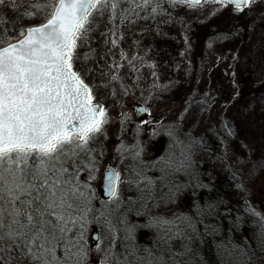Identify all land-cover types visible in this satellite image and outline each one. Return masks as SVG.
<instances>
[{"label": "rangeland", "instance_id": "rangeland-1", "mask_svg": "<svg viewBox=\"0 0 264 264\" xmlns=\"http://www.w3.org/2000/svg\"><path fill=\"white\" fill-rule=\"evenodd\" d=\"M41 2L5 0L6 10L1 4L0 21L15 24L16 32L10 35L44 21L45 13L32 7ZM159 3L163 11L136 9L128 13L129 21H117L115 28L107 15L98 18L81 47L78 67L88 75L108 122L92 144L97 161L93 178L84 169L79 178L91 187L94 216L103 214L108 220L110 212L115 214L110 224L90 215L82 232L78 226L72 232L89 246L87 264L101 262V257L106 264H132L129 251L146 244L152 229L163 223L149 227L150 221L172 222L190 211L191 196L211 177L228 180L223 189L232 198L246 197L250 208L260 213L256 216H264V0L243 12L213 0L192 7L170 6L171 0ZM193 51L201 61L198 77L191 70ZM174 84L175 89L164 92ZM133 106H145L148 116L139 119ZM138 127L145 145L142 159L148 165L140 176L134 171L138 161L132 151ZM153 129L163 135L157 136L159 142L149 139ZM122 145L128 149L123 155L117 151ZM172 160L171 171L166 165ZM109 164L120 175L119 196L106 201L101 179ZM175 184L180 193L173 198L170 188ZM125 220L137 225L132 239L125 238ZM105 228L102 241L92 246L91 232L100 235ZM180 244L175 251H180ZM262 256H250L247 264H264Z\"/></svg>", "mask_w": 264, "mask_h": 264}, {"label": "snow or ice", "instance_id": "snow-or-ice-1", "mask_svg": "<svg viewBox=\"0 0 264 264\" xmlns=\"http://www.w3.org/2000/svg\"><path fill=\"white\" fill-rule=\"evenodd\" d=\"M201 2L171 0L170 6ZM213 2L234 4L243 12L257 0ZM32 7L45 13L42 23L22 27L15 35L6 26L0 32V264H87L81 235L72 236L77 226L82 232L89 216H94L91 187L81 183L79 173L84 169L93 178L97 161L92 144L102 134L108 114L87 82L88 75L78 67L81 47L98 18L107 15L115 28L117 21H129L128 13L136 9L151 8L152 13L163 9L159 0H42ZM12 31L16 32L15 24ZM166 131L172 137V131ZM142 134L138 127L132 146L137 176L148 168L142 159ZM156 135L153 129L149 139ZM117 151L123 155L128 149L122 145ZM108 179V191L118 198L119 173ZM170 192L173 198L178 196L180 185ZM247 210L260 216L254 208ZM260 218L264 221V216ZM94 219L110 224L103 214ZM160 222L170 223L154 218L147 226ZM123 223L125 238L132 239L137 225Z\"/></svg>", "mask_w": 264, "mask_h": 264}, {"label": "trees", "instance_id": "trees-1", "mask_svg": "<svg viewBox=\"0 0 264 264\" xmlns=\"http://www.w3.org/2000/svg\"><path fill=\"white\" fill-rule=\"evenodd\" d=\"M5 26L10 34L13 24L5 25L0 21V32H3ZM192 60L191 70L195 71L192 75L198 77L201 61L194 51ZM179 85L182 86L181 83ZM176 87L177 84H174L171 87L166 86L163 90L167 92ZM160 133L153 139L155 142H159L157 136L162 138ZM179 156L183 158L185 154L180 152ZM169 162L166 166L171 170L174 168L173 160ZM179 166L182 168L185 165ZM226 181L228 180L215 177L202 181L199 192L196 196H191L190 211L175 221L155 226L149 238H145L139 231L138 237L145 238L147 245L136 244L135 251H129L132 264H247L251 252L255 257H263L264 222L248 212V203L232 198L223 189ZM114 216V212H110L108 221H112V218L115 221ZM105 230L107 231L106 228L100 230L101 241ZM177 242H181L180 251L174 250ZM132 244L131 242L129 245ZM82 245L86 248L87 243L82 242ZM177 253L180 255H176ZM58 255H62V249L58 251ZM101 261H104V257H101Z\"/></svg>", "mask_w": 264, "mask_h": 264}, {"label": "water", "instance_id": "water-1", "mask_svg": "<svg viewBox=\"0 0 264 264\" xmlns=\"http://www.w3.org/2000/svg\"><path fill=\"white\" fill-rule=\"evenodd\" d=\"M222 5L227 6V7L236 8V6L234 4H231V5L222 4ZM36 25H39V24H36ZM36 25H31V26H36ZM132 109L139 113V116H138L139 119H144L149 114V111L145 106H133ZM114 172L118 173L116 168L112 164H109L107 166V169L104 173L103 178L101 179L102 198L106 201L113 199L110 192L108 191V183L110 182L108 177ZM118 185H119V183H118ZM118 185H117V187H118ZM91 237H92L91 245L95 246L99 242V239H100L99 233L96 230H93L91 232ZM89 264H101V262L95 261V262H90Z\"/></svg>", "mask_w": 264, "mask_h": 264}, {"label": "flooded vegetation", "instance_id": "flooded-vegetation-1", "mask_svg": "<svg viewBox=\"0 0 264 264\" xmlns=\"http://www.w3.org/2000/svg\"><path fill=\"white\" fill-rule=\"evenodd\" d=\"M136 112V111H135ZM138 113V112H137ZM138 115H139V113H138ZM263 190L261 191V193H262V195H263V198H264V187L262 188ZM251 248H252V245H251ZM251 250H253V249H251ZM240 251H241V253H243L244 251H243V249L242 248H240ZM247 252V251H246ZM245 257V256H244ZM253 257V258H252ZM254 258H256L255 257V255H254V253H252L251 252V259L253 260ZM248 260L250 261V256L248 257Z\"/></svg>", "mask_w": 264, "mask_h": 264}]
</instances>
